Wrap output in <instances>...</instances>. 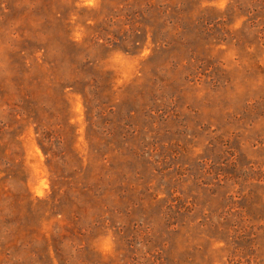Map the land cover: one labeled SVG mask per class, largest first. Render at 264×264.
I'll return each mask as SVG.
<instances>
[{
  "label": "rangeland",
  "instance_id": "374dc122",
  "mask_svg": "<svg viewBox=\"0 0 264 264\" xmlns=\"http://www.w3.org/2000/svg\"><path fill=\"white\" fill-rule=\"evenodd\" d=\"M0 264H264V0H0Z\"/></svg>",
  "mask_w": 264,
  "mask_h": 264
}]
</instances>
